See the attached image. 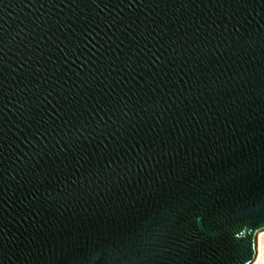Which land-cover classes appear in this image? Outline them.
Segmentation results:
<instances>
[{
  "label": "water",
  "instance_id": "obj_1",
  "mask_svg": "<svg viewBox=\"0 0 264 264\" xmlns=\"http://www.w3.org/2000/svg\"><path fill=\"white\" fill-rule=\"evenodd\" d=\"M262 226L264 0H0V264H247Z\"/></svg>",
  "mask_w": 264,
  "mask_h": 264
},
{
  "label": "rangeland",
  "instance_id": "obj_2",
  "mask_svg": "<svg viewBox=\"0 0 264 264\" xmlns=\"http://www.w3.org/2000/svg\"><path fill=\"white\" fill-rule=\"evenodd\" d=\"M258 252L252 264H264V229L258 231Z\"/></svg>",
  "mask_w": 264,
  "mask_h": 264
},
{
  "label": "trees",
  "instance_id": "obj_3",
  "mask_svg": "<svg viewBox=\"0 0 264 264\" xmlns=\"http://www.w3.org/2000/svg\"><path fill=\"white\" fill-rule=\"evenodd\" d=\"M262 228H264V226H262ZM249 233V229L248 228H244L240 233H239V237H243L246 236ZM247 264H252V262H247Z\"/></svg>",
  "mask_w": 264,
  "mask_h": 264
}]
</instances>
